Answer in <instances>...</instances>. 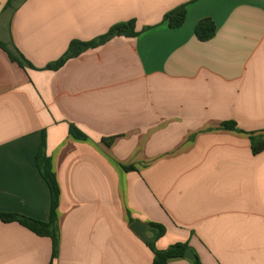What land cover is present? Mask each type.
<instances>
[{
	"label": "crops",
	"instance_id": "crops-1",
	"mask_svg": "<svg viewBox=\"0 0 264 264\" xmlns=\"http://www.w3.org/2000/svg\"><path fill=\"white\" fill-rule=\"evenodd\" d=\"M8 1L0 41L34 69L0 49V215L50 220L44 135L61 195L57 258L49 238L0 218V264H154L150 224L166 228L159 251L188 244L200 264H264V152L249 136L264 135V0H19L4 11ZM183 5L181 28L163 24ZM205 19L217 32L201 42ZM130 21L137 37L45 69L73 41Z\"/></svg>",
	"mask_w": 264,
	"mask_h": 264
},
{
	"label": "trees",
	"instance_id": "trees-1",
	"mask_svg": "<svg viewBox=\"0 0 264 264\" xmlns=\"http://www.w3.org/2000/svg\"><path fill=\"white\" fill-rule=\"evenodd\" d=\"M19 0H9L6 4L4 11L12 9L14 4ZM187 18V5L180 6L175 10L169 12L164 16L163 24H167L170 29L181 28ZM217 27L211 19H205L198 23L196 26L195 34L199 41L208 42L215 37ZM138 36L136 32V22L130 21L121 23L113 26L109 32L95 40L90 42L73 41L67 53L57 62L48 65L45 69L49 71L60 70L68 61L75 59L82 55L84 52L98 48L105 45L109 41L117 37L135 38ZM0 49L8 56L9 60L17 64L20 68L25 69L26 67L34 69V67L27 62V60L21 54H14L7 44L0 41ZM222 128L229 131H237L235 123H225ZM70 135L77 139L84 141L87 136L82 133L74 125L70 126ZM251 147L254 155H259L264 152V135L263 134H250ZM114 138L106 139L104 142L110 146L112 145ZM36 165L39 173L47 183L52 199L51 215L48 222L37 221L27 217L3 214L0 215L1 220L4 223H19L29 231L33 232L39 237L49 238L52 241V259L53 261L57 258L59 252V228H58V207L60 200V188L53 171V164L51 158L46 152V136L44 135L42 145L36 156ZM125 171H134L133 167H124ZM150 232L153 233L151 239H145L149 248L155 255L154 264H169L171 260L185 258L186 252L190 249L188 244H177L170 247L166 251H159L156 248V242L166 234V228L160 224H150ZM196 264H200L199 260Z\"/></svg>",
	"mask_w": 264,
	"mask_h": 264
},
{
	"label": "water",
	"instance_id": "water-1",
	"mask_svg": "<svg viewBox=\"0 0 264 264\" xmlns=\"http://www.w3.org/2000/svg\"><path fill=\"white\" fill-rule=\"evenodd\" d=\"M146 227L144 225H142L141 223L139 222H136L133 224L132 226V230L138 235V236H143V232H144V229ZM185 258L190 260V261H197V258L196 256L193 254V251L191 249H189L187 252H186V255H185Z\"/></svg>",
	"mask_w": 264,
	"mask_h": 264
}]
</instances>
